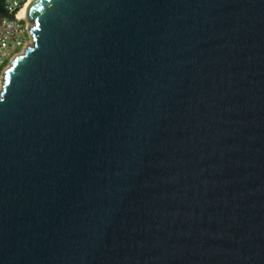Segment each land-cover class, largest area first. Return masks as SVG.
I'll return each mask as SVG.
<instances>
[{"label": "water", "instance_id": "95a60500", "mask_svg": "<svg viewBox=\"0 0 264 264\" xmlns=\"http://www.w3.org/2000/svg\"><path fill=\"white\" fill-rule=\"evenodd\" d=\"M27 20L0 264H264V0H33Z\"/></svg>", "mask_w": 264, "mask_h": 264}, {"label": "built area", "instance_id": "2783aa9c", "mask_svg": "<svg viewBox=\"0 0 264 264\" xmlns=\"http://www.w3.org/2000/svg\"><path fill=\"white\" fill-rule=\"evenodd\" d=\"M32 0H0V11L14 19L0 15V83L9 67L33 44L30 26L22 12Z\"/></svg>", "mask_w": 264, "mask_h": 264}, {"label": "bare ground", "instance_id": "6f19581e", "mask_svg": "<svg viewBox=\"0 0 264 264\" xmlns=\"http://www.w3.org/2000/svg\"><path fill=\"white\" fill-rule=\"evenodd\" d=\"M33 2V0L30 2V4ZM30 4L24 9V11L22 12V14H23V16L24 17H26V18H28V10H29V6H30ZM33 27V26H32ZM12 66H10L9 67V69L11 68ZM3 84H4V82H1L0 83V93L3 91L2 89H3Z\"/></svg>", "mask_w": 264, "mask_h": 264}, {"label": "trees", "instance_id": "16d2710c", "mask_svg": "<svg viewBox=\"0 0 264 264\" xmlns=\"http://www.w3.org/2000/svg\"><path fill=\"white\" fill-rule=\"evenodd\" d=\"M0 9H1V7H0Z\"/></svg>", "mask_w": 264, "mask_h": 264}, {"label": "rangeland", "instance_id": "374dc122", "mask_svg": "<svg viewBox=\"0 0 264 264\" xmlns=\"http://www.w3.org/2000/svg\"><path fill=\"white\" fill-rule=\"evenodd\" d=\"M3 82V81H2Z\"/></svg>", "mask_w": 264, "mask_h": 264}]
</instances>
